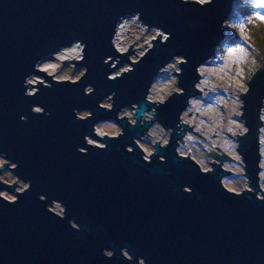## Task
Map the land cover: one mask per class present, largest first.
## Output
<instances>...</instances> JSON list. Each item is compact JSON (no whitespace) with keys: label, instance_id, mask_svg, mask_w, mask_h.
Listing matches in <instances>:
<instances>
[{"label":"water","instance_id":"1","mask_svg":"<svg viewBox=\"0 0 264 264\" xmlns=\"http://www.w3.org/2000/svg\"><path fill=\"white\" fill-rule=\"evenodd\" d=\"M234 1L0 0L1 168L11 164L27 183L15 203L0 195V264H137L141 257L147 264H264V200L258 198L264 63L240 94L246 131L237 136V152L250 190L238 195L224 187L230 171L222 165L231 158L221 150L209 152L211 171L177 152L191 130L180 117L200 94L196 70L224 40ZM132 16L159 33L136 61L129 59L131 45L118 52L113 42L120 22ZM77 41L83 58L72 60L84 69L78 79H53L35 67ZM113 57L119 58L114 68ZM175 57L182 58L181 91L155 104L147 99L151 84ZM124 62L131 68L108 79ZM33 74L47 84H32L35 95L28 96L25 78ZM86 87L93 91L86 94ZM109 96L106 108L101 102ZM34 105L45 113L33 112ZM126 106L133 108L132 123L119 117ZM150 108L152 119L143 120ZM74 109L88 114L77 119ZM107 121L118 124V134L95 132ZM154 122L169 132L168 142H155L145 161L138 141ZM86 135L108 147L89 146ZM14 185L0 179V192L13 193ZM54 202L62 214L49 210ZM73 219L80 230L71 227ZM125 247L133 260L123 256ZM105 249L115 255L106 257Z\"/></svg>","mask_w":264,"mask_h":264},{"label":"rangeland","instance_id":"2","mask_svg":"<svg viewBox=\"0 0 264 264\" xmlns=\"http://www.w3.org/2000/svg\"><path fill=\"white\" fill-rule=\"evenodd\" d=\"M244 0L234 1V6L236 4L242 3ZM236 2V3H235ZM258 4L264 5V0H258ZM257 4V5H258ZM257 5H252L251 14L248 16L249 22L246 23L245 19H232L230 18L229 26H232L236 38V44L231 46L224 47V51L228 53V59H225L222 64L217 65L216 71L220 77V82L215 86L208 89L207 94L197 100L198 105L202 103H210L214 105L215 108L219 110V120L212 121L210 118H207L194 111L195 108H188L185 113H183L184 121L189 125L194 126V130L199 132L200 135L190 132L188 134V141L186 144H189L192 149L196 152H192V158L198 163L201 169H209L215 161L210 157V163H207V154L211 150H216L219 153L222 151L224 154L229 156L231 160L225 162L222 166L225 170H231L233 172L231 176H225L222 178V184L229 190H239L244 186L247 188L248 182L247 178L244 175V163L240 154L237 152V136L243 135L246 131V126L243 119L241 118V106L242 100L240 94H243L247 91V82L251 77L252 73L258 68V64L254 59L253 54V40H252V31L253 26L261 24L264 26V7H257ZM247 8H250L249 5H244ZM250 25V26H249ZM125 34L123 35V40L120 43V46H123L122 52H128V48L131 45L130 49L132 50V55L129 56L130 60L136 61L138 56L145 52L148 47L151 45L153 39L157 35L156 29H146L142 28L140 24L131 17H127V22L125 24ZM67 48V47H66ZM135 49V50H134ZM243 49V51H239ZM57 54V53H55ZM53 54V55H55ZM47 58L45 61L52 62L57 69H54L52 72L45 73L51 75L53 79L57 80H76L83 73L84 69L79 65L75 64L74 61L63 62L59 61L54 56ZM82 57V55H81ZM81 57L77 60H80ZM218 56V62H221V58ZM118 57H113V64H116ZM181 60L180 57L174 58L167 69L156 77L155 85L151 90L150 98L153 101L161 100L162 97H167L173 91L179 90L177 86V77L176 71H178V63ZM41 69V67L39 66ZM131 68L129 63L124 62L118 69H116L112 74L119 75L121 72ZM42 70V69H41ZM33 85L37 84V81H41V84H47V81L44 80L43 76L36 75L33 76ZM32 87L34 90L36 87L28 85V88ZM112 97H106L102 100V106L109 108L111 105ZM88 114V111L80 110V117H84ZM133 108L124 107L120 113L119 117H125L129 121L132 120ZM261 120L262 125L259 130V181L261 190L264 192V102L261 111ZM221 119V120H220ZM96 128L101 135H116L120 131V128L116 122L107 121L99 122L96 125ZM169 132L165 131L158 122L150 127L147 135L140 140V147L146 153L153 152L154 143L161 142L165 143L168 140ZM92 144H99L96 140L89 138ZM186 145H180L177 148L178 153L187 154L189 150L185 148ZM191 149V150H192ZM221 150V151H220ZM221 152V153H222ZM4 163V159L0 156V168ZM13 167L9 164L6 168L0 169V179L4 182L14 185L15 191L13 193L4 190L0 192L5 198L14 199L15 192L24 190L27 187V183L18 180L15 174L11 171ZM53 211L62 214L63 207L59 203L50 204ZM127 256V254H126ZM138 264V263H137Z\"/></svg>","mask_w":264,"mask_h":264},{"label":"built area","instance_id":"3","mask_svg":"<svg viewBox=\"0 0 264 264\" xmlns=\"http://www.w3.org/2000/svg\"><path fill=\"white\" fill-rule=\"evenodd\" d=\"M236 1V0H235ZM258 0H244L242 3H240L239 2V4L240 5H249V7L250 8H253V6L252 5H257L258 4V2H257ZM236 3V2H235ZM230 18H228L225 22H224V24H223V29H224V40H226L227 38H233L234 36H235V34H234V30H232V26H229V23H230ZM154 29V28H153ZM158 32V31H157ZM223 40V41H224ZM222 41V42H223ZM221 42V44L215 49V53H214V56L211 58V59H209L208 61H206L205 63H203L202 65H200L198 68H197V70H196V73H198L199 74V77L197 78V81L195 82V84H194V87H195V89H197L198 91H200V94L199 93H196L195 94V96L194 97H191L190 99H189V103H188V107H187V109L188 108H191V107H193V108H195L194 109V111L195 112H197V113H199V114H201V115H203V116H205V117H207V118H210L212 121H214L215 122V120H219V114H221L220 112H219V110L217 109V108H215L214 107V105H212V104H210V103H202V104H199L198 105V102H197V100H199V99H201V98H203L206 94H207V91H208V89L209 88H211V87H213V86H215L217 83H219L220 82V77L218 76V72L216 71V69H217V65L218 64H222L223 63V61H225V59H228V57L227 56H229L228 55V53H227V51L226 52H223L224 51V47H227V46H231V45H226V44H223ZM151 45H152V43H151ZM150 45V46H151ZM149 46V47H150ZM148 47V48H149ZM133 53V52H132ZM132 53H130L131 55H132ZM144 53V52H143ZM142 53V54H143ZM142 54H140L139 56H138V58L137 59H139L140 57H141V55ZM131 55H129V56H131ZM218 56H220V57H222L221 59V62L219 63L218 61ZM220 57H219V59H220ZM230 57V56H229ZM176 58V57H175ZM136 59V60H137ZM132 61H134V60H132ZM172 61V60H171ZM170 61V62H171ZM180 61H182V58H181V60ZM179 61V62H180ZM170 62L166 65V66H164V67H162L161 69H160V71L157 73V75L155 76V78H154V80H153V82H152V84H151V87H150V90H149V92H148V95H147V99L148 100H150L151 102H153V103H155V104H159V102L160 103H162V102H164L165 100H166V98L169 96V95H171L172 93H174V92H179V91H181L180 89L179 90H177V91H173L171 94H169L167 97H162V99L161 100H158V101H153L151 98H150V93H151V90H152V88L154 87V85H155V81H156V77L157 76H160V74L162 73V72H164L166 69H167V67L170 65ZM226 62V61H225ZM180 72V65L178 64V71H176V77H177V73H179ZM178 86V85H177ZM185 113V112H184ZM153 114H154V109L153 108H150V111L149 110H147L146 111V115H145V117L143 118V120H149V119H152V117H153ZM132 120H133V118H132ZM221 120V119H220ZM131 122V121H130ZM180 122H183V123H185V124H187L188 126H189V128H191V130L190 131H187L182 137H181V141L179 140L178 141V146H177V148L180 146V145H185L187 142L186 141H188L187 139H189L188 138V134L190 133V132H193V133H195L196 131L194 130V126L191 124V125H189L188 123H186V121H184V117H183V115H181V117H180ZM132 123V122H131ZM96 127H95V131H96ZM149 130H150V128L148 129V131L142 136V138L140 139V140H142L143 139V137L145 136V135H147V133L149 132ZM197 134H199L200 135V133L199 132H196ZM140 140L138 141V143L140 142ZM167 142H168V140H167ZM167 142L166 143H161V142H158V144L160 145V146H166L167 145ZM98 143V142H97ZM155 144L156 143H154L153 145L155 146ZM98 145H101L100 143L98 144ZM140 145V144H139ZM142 149V148H141ZM178 152V151H177ZM154 153V150H153V152H150V153H146V152H144V150L142 149V156L144 157V156H147L148 157V160L150 159V155H152ZM180 154V153H179ZM181 155H185V156H188V157H190L191 159H193L192 158V155L190 154V153H187V154H181ZM194 160V159H193ZM195 161V160H194ZM224 166V165H223ZM222 166V167H223ZM224 168V167H223ZM203 170V169H202ZM211 171V167L209 168V169H206L205 171ZM227 171H230L229 172V176H232V174H233V172L231 171V170H227ZM247 182H248V180H247ZM244 190H250V188H249V184H248V186H247V188H244V186H242V188H240L239 190H237V191H235L234 190V192H242V191H244ZM260 190H261V187H260ZM233 191V190H232ZM262 193H264L262 190L258 193L259 194V196L261 197L262 196Z\"/></svg>","mask_w":264,"mask_h":264},{"label":"clouds","instance_id":"4","mask_svg":"<svg viewBox=\"0 0 264 264\" xmlns=\"http://www.w3.org/2000/svg\"><path fill=\"white\" fill-rule=\"evenodd\" d=\"M184 2H185V3H188V2H190V0H184ZM191 2H192V0H191ZM195 2L200 3V4H204V3L210 2V0H195ZM136 15L139 16L140 14L137 13ZM158 34H159V33H158ZM163 39H164V40H168V36H167V35H164ZM78 42H79V41H77V43H78ZM85 46H86V45H85ZM82 58H83V57H82ZM111 59H112V57H111V56H108L107 59H106V61H105V63H108L109 61H111ZM40 65H41V62H38V63L36 64L35 67L38 69V67H39ZM115 66H116L115 64H113V63L111 64V67H112V68H114ZM34 75H35V74L30 75V76H28V77L25 78V84H26V85H31V86H32V84L34 83V81H33V76H34ZM108 79H110V80H115V79H116V74L109 73V75H108ZM49 87H51V85H50ZM92 91H93V89H92L91 87H86V88H85V93H86V94H90ZM25 95H28V96H34V95H35V90H34L32 87H30V88L27 89ZM33 112H35V113H37V114H44V113H45V109H44L43 107L41 108V107H37L36 105H34V106H33ZM74 112H75V116H76V118H77V119H80V110H79V109H74ZM21 119L26 120L27 117H23V116H22ZM80 120H81V119H80ZM85 140H86V142H87V144H88L89 146H93V145H92V142L90 141L88 135L85 136ZM165 143H166V142H165ZM94 147H95V146H94ZM107 147H108V146H107ZM107 147H105V146H103V145L98 146V148H100V149H106ZM78 150H79L81 153H83V154H86L87 151H88V149L85 148V147H79ZM127 150H128L129 152H132V151H133V149H132V147H131L130 145L128 146V149H127ZM143 159H144L145 161H147V160H148V157H147V156H144ZM262 175H264V174H262ZM29 189H30V188H29ZM184 190H185L186 192H188V193H191V192L193 191V189H192L190 186H185ZM231 193H232V192H231ZM21 194H22V193H21ZM235 194H238V195H239V194H242V193L237 192V193H235ZM0 195H3V194H0ZM258 198L264 200V197H260L259 194H258ZM40 199H41V200H46V199H45V195H41ZM4 200L7 201V202H11V203H15V202L18 201V200H11V199H8V198H4ZM48 207H49V210H50L51 205H49ZM50 211H51V210H50ZM51 212H52V211H51ZM58 216L61 217V218H64V217L66 216V214H65V215H62V216H61V215H58ZM69 223H70V225H71L72 228H74V229H76V230H80V229H81V225L78 224L74 219L71 220V221H69ZM125 252H129V250H128L126 247H125L124 249H122V254H123V256H124L126 259H128V260H133V259H134V257L132 256V254H131L130 257H128V256H126ZM104 255H105L106 257H108V258H112V257L115 255V253H114L113 250L105 249V250H104ZM138 264H147L146 259L143 258V257H141V258L139 259V261H138Z\"/></svg>","mask_w":264,"mask_h":264},{"label":"bare ground","instance_id":"5","mask_svg":"<svg viewBox=\"0 0 264 264\" xmlns=\"http://www.w3.org/2000/svg\"><path fill=\"white\" fill-rule=\"evenodd\" d=\"M132 20L138 22L140 24V26L144 29H146V31H148L149 29H152V28H149L147 27L146 25H143L136 16H132L131 17ZM231 18V17H230ZM127 22V18L123 19L120 24L118 25L117 27V30H116V33H115V36H114V46H115V49L118 51V52H122L124 51L122 49L123 46H120V43L121 41L123 40V35L125 34V24ZM125 39V38H124ZM82 55V46L79 44V43H74L72 44L71 46L67 47V48H63L61 49L60 51L57 52V54L53 55L54 57L52 58H56L57 60L59 61H63V62H71L73 61L72 59L74 58V60H77L81 57ZM51 57V56H50ZM46 60V59H45ZM43 60L41 62V71L45 70L47 72H52L54 69H57L58 67L55 66L52 62H49V61H45ZM44 71V73H45ZM97 130V129H96ZM98 135H101L99 134L98 131H95ZM56 203V202H54ZM56 212V211H55ZM58 213V212H57ZM61 214V213H59Z\"/></svg>","mask_w":264,"mask_h":264},{"label":"trees","instance_id":"6","mask_svg":"<svg viewBox=\"0 0 264 264\" xmlns=\"http://www.w3.org/2000/svg\"><path fill=\"white\" fill-rule=\"evenodd\" d=\"M252 8H247L244 5L236 4L233 7V11L230 15L232 19H245L246 23L249 22L247 19L248 16L251 14ZM250 26V25H249ZM252 31V44H253V54L254 59L256 63L258 64V67L264 63V26L261 24H257L256 26H253ZM238 38H227L222 43L226 45L236 44V40ZM185 148L190 149L191 146L189 144H185ZM192 149V148H191ZM189 150V153L192 154V152H196V150L192 149ZM197 154V152L195 153ZM207 163H210V156L207 154ZM232 177V176H231Z\"/></svg>","mask_w":264,"mask_h":264},{"label":"snow or ice","instance_id":"7","mask_svg":"<svg viewBox=\"0 0 264 264\" xmlns=\"http://www.w3.org/2000/svg\"><path fill=\"white\" fill-rule=\"evenodd\" d=\"M257 7H264V5L258 4ZM264 18V17H262ZM239 51H243V49H240Z\"/></svg>","mask_w":264,"mask_h":264}]
</instances>
